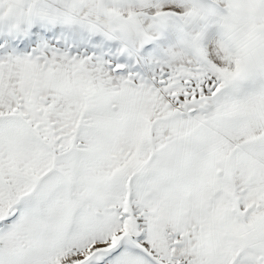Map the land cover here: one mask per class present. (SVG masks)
Here are the masks:
<instances>
[{"label":"snow or ice","instance_id":"1","mask_svg":"<svg viewBox=\"0 0 264 264\" xmlns=\"http://www.w3.org/2000/svg\"><path fill=\"white\" fill-rule=\"evenodd\" d=\"M0 264H264V0H0Z\"/></svg>","mask_w":264,"mask_h":264}]
</instances>
